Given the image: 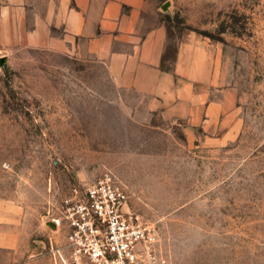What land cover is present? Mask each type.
Wrapping results in <instances>:
<instances>
[{
    "label": "rangeland",
    "instance_id": "obj_1",
    "mask_svg": "<svg viewBox=\"0 0 264 264\" xmlns=\"http://www.w3.org/2000/svg\"><path fill=\"white\" fill-rule=\"evenodd\" d=\"M156 3L168 61L179 38L197 37L183 71L196 55L192 87L207 96L201 107L214 105L213 125L207 108L195 125L158 112L138 122L142 101L117 86L107 64L0 47V201L21 209L22 264H70L66 231L48 225L49 213L105 171L156 224L169 264H264V0ZM175 84L184 91L190 82L176 74Z\"/></svg>",
    "mask_w": 264,
    "mask_h": 264
},
{
    "label": "crops",
    "instance_id": "obj_2",
    "mask_svg": "<svg viewBox=\"0 0 264 264\" xmlns=\"http://www.w3.org/2000/svg\"><path fill=\"white\" fill-rule=\"evenodd\" d=\"M196 41L195 36L179 38L175 62L167 60L168 26L156 0H0V47L53 48L107 64L117 86L142 101L146 116L141 123L158 112L163 121L186 118L195 125L204 113L199 108H207V124H214V105L201 107L207 96L199 97L192 87L198 81L196 55L188 73L183 71V54L196 53ZM175 73L189 79L184 91L176 86ZM27 251L21 209L0 201L2 264H22Z\"/></svg>",
    "mask_w": 264,
    "mask_h": 264
},
{
    "label": "built area",
    "instance_id": "obj_3",
    "mask_svg": "<svg viewBox=\"0 0 264 264\" xmlns=\"http://www.w3.org/2000/svg\"><path fill=\"white\" fill-rule=\"evenodd\" d=\"M122 182L105 171L92 184L74 185L51 216L66 231L70 264H169L152 221L129 205Z\"/></svg>",
    "mask_w": 264,
    "mask_h": 264
},
{
    "label": "water",
    "instance_id": "obj_4",
    "mask_svg": "<svg viewBox=\"0 0 264 264\" xmlns=\"http://www.w3.org/2000/svg\"><path fill=\"white\" fill-rule=\"evenodd\" d=\"M163 9H165V8H163ZM5 62H6V59H5V58L0 59V67H2V66L4 65ZM48 225H49L51 228H54V229L56 228V227H55V224L52 223V222L49 223Z\"/></svg>",
    "mask_w": 264,
    "mask_h": 264
}]
</instances>
